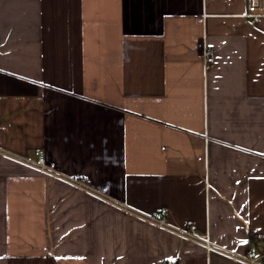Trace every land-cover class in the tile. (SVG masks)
<instances>
[{"label":"crops","instance_id":"obj_1","mask_svg":"<svg viewBox=\"0 0 264 264\" xmlns=\"http://www.w3.org/2000/svg\"><path fill=\"white\" fill-rule=\"evenodd\" d=\"M259 10L0 0V264H239L128 209L264 250ZM41 156L91 191L17 160Z\"/></svg>","mask_w":264,"mask_h":264},{"label":"built area","instance_id":"obj_2","mask_svg":"<svg viewBox=\"0 0 264 264\" xmlns=\"http://www.w3.org/2000/svg\"><path fill=\"white\" fill-rule=\"evenodd\" d=\"M259 12L249 14L248 17L253 23L264 21V0H258ZM198 49L201 52L203 61L205 65L212 64L215 60V52L211 46H209L204 40L198 43ZM18 161L36 168L41 173L48 175L54 179L65 181L72 186L82 189L85 191H91V188L86 183L84 179H77L69 177L59 171L53 163H47L45 159L41 156L37 162L30 161L25 158H19ZM129 213L134 215L146 223L156 226L162 230L170 232L182 239L197 243L205 247L208 253L215 252L224 257H227L239 264H264V250L260 252H246L239 253L227 249L225 247L219 246L213 243L207 234L200 235L197 232L196 226L191 225L189 227H178L169 222L167 218V209H161L159 212L147 214L134 209H128Z\"/></svg>","mask_w":264,"mask_h":264}]
</instances>
